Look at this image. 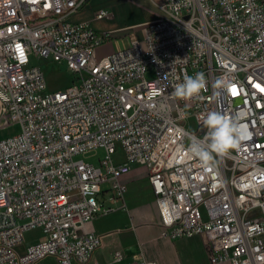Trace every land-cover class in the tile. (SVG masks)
<instances>
[{
    "label": "built area",
    "instance_id": "1",
    "mask_svg": "<svg viewBox=\"0 0 264 264\" xmlns=\"http://www.w3.org/2000/svg\"><path fill=\"white\" fill-rule=\"evenodd\" d=\"M87 1L0 0V129L21 125L0 140V264L120 261L96 260L103 237L84 226L107 195L125 197L134 162L150 171L162 237L204 235L209 264H264V0H152L153 19L108 31L70 20ZM42 59L73 82L49 91ZM196 72L206 90L176 98ZM210 111L241 117L251 139L206 169L188 146ZM99 149L98 165L79 158Z\"/></svg>",
    "mask_w": 264,
    "mask_h": 264
},
{
    "label": "crops",
    "instance_id": "2",
    "mask_svg": "<svg viewBox=\"0 0 264 264\" xmlns=\"http://www.w3.org/2000/svg\"><path fill=\"white\" fill-rule=\"evenodd\" d=\"M131 41L130 36L112 39L100 47L99 53L110 54L130 45ZM149 174L148 167L132 163L131 171L123 176L128 184L125 197L107 195L100 213L85 224L86 230L103 237L95 259L101 263L113 262L115 253L121 252L122 259L113 264H137L143 258L158 264H209L204 235L178 239L161 236V220Z\"/></svg>",
    "mask_w": 264,
    "mask_h": 264
},
{
    "label": "rangeland",
    "instance_id": "3",
    "mask_svg": "<svg viewBox=\"0 0 264 264\" xmlns=\"http://www.w3.org/2000/svg\"><path fill=\"white\" fill-rule=\"evenodd\" d=\"M101 8H107L113 14L111 19H95L96 11ZM156 10L152 0H88L85 6L78 10L70 20L72 22L92 20V25L96 30L108 31L117 28H130L146 22L154 17ZM131 31L132 29L124 31L122 34H129ZM105 45L102 47H105ZM39 64L46 74L49 91L62 89L73 82L74 75L68 71L65 63L59 64L42 59L39 60ZM20 131V123H12L0 129V140L18 134ZM103 156L104 151L99 149L86 155H81L79 158L98 165V158ZM115 160H123V155L118 153L115 156ZM42 237L43 233L40 229L27 232L25 245L35 243ZM41 264H48V261H43Z\"/></svg>",
    "mask_w": 264,
    "mask_h": 264
},
{
    "label": "clouds",
    "instance_id": "4",
    "mask_svg": "<svg viewBox=\"0 0 264 264\" xmlns=\"http://www.w3.org/2000/svg\"><path fill=\"white\" fill-rule=\"evenodd\" d=\"M222 83L221 81L217 82ZM207 80L203 72H196L195 75L183 76V82L176 84L173 95L179 99H191L198 97L203 90H206ZM207 133L201 140L192 137L188 151L199 158L202 166L211 169L215 166V156L227 154L230 150L238 148L243 141L251 139V133L241 123V117L222 114L210 111L200 117Z\"/></svg>",
    "mask_w": 264,
    "mask_h": 264
}]
</instances>
